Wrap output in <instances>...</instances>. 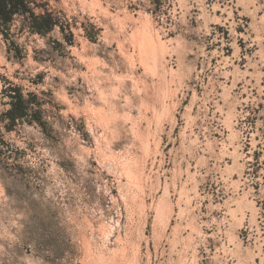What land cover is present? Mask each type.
<instances>
[{
	"label": "clouds",
	"instance_id": "1",
	"mask_svg": "<svg viewBox=\"0 0 264 264\" xmlns=\"http://www.w3.org/2000/svg\"><path fill=\"white\" fill-rule=\"evenodd\" d=\"M0 264H264V0H0Z\"/></svg>",
	"mask_w": 264,
	"mask_h": 264
}]
</instances>
